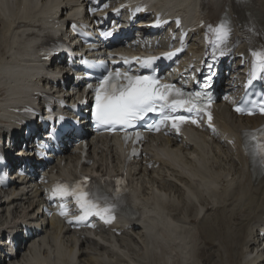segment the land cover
Listing matches in <instances>:
<instances>
[{"label": "bare ground", "instance_id": "obj_1", "mask_svg": "<svg viewBox=\"0 0 264 264\" xmlns=\"http://www.w3.org/2000/svg\"><path fill=\"white\" fill-rule=\"evenodd\" d=\"M169 1L181 11L192 9V17L203 22L194 44L222 15L226 16L231 42L239 52L251 50V39L245 33L264 34V0ZM71 2L49 0L47 11L58 17ZM40 3L47 5L40 0H7L8 8L0 5L2 118L5 117L3 106L16 95H23L29 86L28 79L36 73V66L28 57V47L37 40V32L45 21L36 10ZM43 32L44 29L40 34ZM49 34L45 30L42 37ZM193 49L202 50V46ZM216 115L221 129L216 140L188 133L189 140L173 142L172 148L164 151L166 160L158 150H148L145 159L162 162L156 170L147 174L142 162L135 165L131 203L136 208L135 214L137 211L140 214L129 220L122 236L106 238L105 242H90L87 237L81 242L73 240L64 229L58 231L54 222L39 224V218H34L36 209L28 206L26 197L0 195V245L8 227L20 228L26 223L40 225L41 232L48 236L46 245L42 244L34 255L30 253L31 259H35L44 250L40 261L58 254V245L61 252L69 253L64 264H206L199 247L202 239L219 247L225 264H264V237L260 235L264 232V178L246 169V159L236 143H226V132L239 138L246 126L255 127L263 118L235 116L224 103ZM99 154L98 170L103 172L105 159L115 161L117 149L109 144ZM0 264L7 262L0 257Z\"/></svg>", "mask_w": 264, "mask_h": 264}, {"label": "snow or ice", "instance_id": "obj_2", "mask_svg": "<svg viewBox=\"0 0 264 264\" xmlns=\"http://www.w3.org/2000/svg\"><path fill=\"white\" fill-rule=\"evenodd\" d=\"M137 12L141 9L137 8ZM177 23L179 21H169L168 23ZM158 26V24L154 25ZM230 25L225 26L221 23L215 32L216 40L221 47L226 46L230 41ZM223 56L224 52L221 51ZM172 54H166L165 59H171ZM156 58L145 61V65H150ZM212 64H207L208 72L211 73ZM205 81L210 82L211 76H206ZM205 95L201 92H185L173 84H164L151 75H136L127 71L121 72L116 69L114 72L109 71L99 81V86L95 90V106L92 109V117L97 126L105 127L109 130L127 131L136 127L139 121L146 118L149 113H160L162 119L158 123L147 124L145 127L148 131H160L161 124L171 122V128L176 132L180 131L182 123L191 122L197 124L198 121L192 116L185 115H166L165 110L175 113L178 110H184L191 114L196 113L199 116L207 113V119L211 121L212 116L208 111L207 104L202 103ZM208 102H211V95L206 96ZM237 112H243L244 109L237 108ZM261 111L264 112V106ZM137 140L140 139V133L136 132ZM130 137L126 136L125 139ZM257 154L260 156L261 166L264 167V144L259 146ZM87 179V178H86ZM54 197L61 199L67 196H75L76 203L79 206L81 215L76 219L85 220L86 217L96 216L103 217L105 214L111 215L114 205L101 207L94 200L89 198L86 191H70L65 185H58L53 193ZM61 216L67 215L66 211L60 212Z\"/></svg>", "mask_w": 264, "mask_h": 264}, {"label": "rangeland", "instance_id": "obj_3", "mask_svg": "<svg viewBox=\"0 0 264 264\" xmlns=\"http://www.w3.org/2000/svg\"><path fill=\"white\" fill-rule=\"evenodd\" d=\"M134 245L138 247V245ZM199 247L200 251H202V254L200 253L201 258L205 260L206 264H219V262L220 264H225L222 251L212 241L206 243L201 239L199 241Z\"/></svg>", "mask_w": 264, "mask_h": 264}]
</instances>
